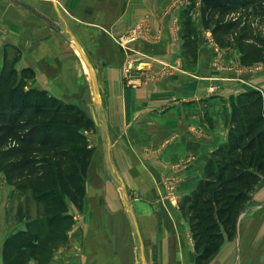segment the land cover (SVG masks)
I'll list each match as a JSON object with an SVG mask.
<instances>
[{
    "label": "crops",
    "instance_id": "1",
    "mask_svg": "<svg viewBox=\"0 0 264 264\" xmlns=\"http://www.w3.org/2000/svg\"><path fill=\"white\" fill-rule=\"evenodd\" d=\"M189 6L199 30L196 61L183 55L182 19ZM199 6V0H0V68L15 61L16 69L31 70L27 85L96 118L85 131L94 152L84 206L70 205V242L54 251L49 264L194 260L189 225L175 202L225 141L230 97L264 88V61L242 63L206 46ZM137 23L145 35L127 47L120 37ZM140 53L153 57L156 73L162 62L173 68L154 80L126 81L123 65ZM253 193L255 200L264 198V175ZM137 197L161 208L156 235L139 239L141 260L127 208ZM20 220L16 229L25 227L27 218ZM3 240L1 235L0 264Z\"/></svg>",
    "mask_w": 264,
    "mask_h": 264
},
{
    "label": "trees",
    "instance_id": "2",
    "mask_svg": "<svg viewBox=\"0 0 264 264\" xmlns=\"http://www.w3.org/2000/svg\"><path fill=\"white\" fill-rule=\"evenodd\" d=\"M257 1L199 0L202 26L220 41L221 33L240 18L225 20L229 13L264 14V5L259 8ZM191 6L183 11L182 38L183 54L191 52L194 61L199 30ZM263 55L260 49H244L240 61H260ZM31 74L8 61L0 68V175L41 206L25 227L4 237V264H29L31 257L37 258L36 264L48 261L44 254L51 256L74 223L70 205L83 209L94 152L84 132L95 127L94 118L76 103L27 86ZM263 175L264 88H250L230 97L225 141L211 151L193 188L179 200L195 252L190 264H208L224 240L235 236L239 214Z\"/></svg>",
    "mask_w": 264,
    "mask_h": 264
},
{
    "label": "rangeland",
    "instance_id": "3",
    "mask_svg": "<svg viewBox=\"0 0 264 264\" xmlns=\"http://www.w3.org/2000/svg\"><path fill=\"white\" fill-rule=\"evenodd\" d=\"M257 2L259 8L261 5H264V0H258ZM248 13L246 11H239L226 15L224 17L225 20L240 18L237 19L234 27L221 33L220 41H217L209 28H205L206 32L203 34V42H207L206 46L211 44L216 47L214 51L225 58L233 56L241 59L244 49H260L264 54V14L259 12L256 15H249ZM246 14L247 19H245ZM183 55L192 61L191 58L193 56L191 52ZM249 55L253 57L252 54ZM197 57L198 50L194 61L197 60ZM262 57L263 59L260 61H264V55ZM8 62L13 64L15 61ZM130 200L132 201L128 204L130 206H127V208L129 216L132 219V233L137 241L138 258L141 260L143 259L141 256H144L145 248L143 246L142 255L138 249L139 239L141 237L143 240L144 233L148 238L156 235L161 208L158 207L159 205H155V203H145V199H141L140 197ZM175 204L178 208L179 199ZM40 207V204L30 194L29 196H25L13 188L10 190L4 177L0 175V223L2 226L0 228V236L3 235L5 237L8 233L16 230V226L21 221V218L30 219L38 215L41 210ZM69 242V232H67V237L61 239L57 246H66ZM58 247L50 253L51 256ZM44 255L48 259L45 264H49L51 256L48 251ZM44 255H38V257ZM148 261L150 262L149 257ZM35 262L38 263L37 258L31 257L29 259V264H36ZM2 264L4 263L2 262ZM39 264L44 263L39 260ZM208 264H264V198L255 200L254 193L252 192L250 200L239 214L235 236L232 239L224 240L218 252Z\"/></svg>",
    "mask_w": 264,
    "mask_h": 264
},
{
    "label": "built area",
    "instance_id": "4",
    "mask_svg": "<svg viewBox=\"0 0 264 264\" xmlns=\"http://www.w3.org/2000/svg\"><path fill=\"white\" fill-rule=\"evenodd\" d=\"M144 32V25L142 23H137L135 26L130 28L127 33L121 36L120 40L122 44L127 46V43L133 42L145 35ZM213 48L215 49L216 47L213 46ZM153 60V57L143 53L136 56H129L123 65V76L125 80H139V82L142 80H154L173 68L171 65L162 62L159 73H156L152 70ZM174 196L175 195L172 194L170 199L174 198Z\"/></svg>",
    "mask_w": 264,
    "mask_h": 264
},
{
    "label": "water",
    "instance_id": "5",
    "mask_svg": "<svg viewBox=\"0 0 264 264\" xmlns=\"http://www.w3.org/2000/svg\"><path fill=\"white\" fill-rule=\"evenodd\" d=\"M127 45H128L130 48H133V47H134L133 42L128 43ZM93 118H94V121H96V118H95V115H94V114H93ZM139 195H141V194L139 193Z\"/></svg>",
    "mask_w": 264,
    "mask_h": 264
}]
</instances>
